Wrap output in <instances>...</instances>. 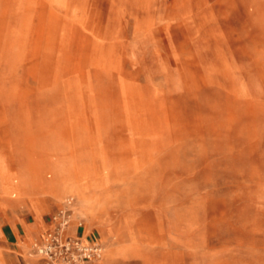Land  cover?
Here are the masks:
<instances>
[{
  "label": "rangeland",
  "instance_id": "374dc122",
  "mask_svg": "<svg viewBox=\"0 0 264 264\" xmlns=\"http://www.w3.org/2000/svg\"><path fill=\"white\" fill-rule=\"evenodd\" d=\"M0 183L96 264H264V0H0Z\"/></svg>",
  "mask_w": 264,
  "mask_h": 264
},
{
  "label": "crops",
  "instance_id": "0c3cea01",
  "mask_svg": "<svg viewBox=\"0 0 264 264\" xmlns=\"http://www.w3.org/2000/svg\"><path fill=\"white\" fill-rule=\"evenodd\" d=\"M32 190H35V187L30 189L29 197L27 195L20 201L28 211L29 216H24L16 209L17 202L10 200L8 194L4 193L0 183V192L3 194L0 199V264H35V260L28 256V248L32 241L40 238L50 228L51 217L62 204L53 189L43 187L42 193L45 195L42 197V204L37 205V199L30 196ZM49 207L51 214L40 216V212L43 209L49 210ZM74 215L78 218V211L75 210ZM71 233L83 239L95 236L94 233H86L85 227L77 228L74 225L71 227Z\"/></svg>",
  "mask_w": 264,
  "mask_h": 264
},
{
  "label": "built area",
  "instance_id": "2783aa9c",
  "mask_svg": "<svg viewBox=\"0 0 264 264\" xmlns=\"http://www.w3.org/2000/svg\"><path fill=\"white\" fill-rule=\"evenodd\" d=\"M74 201L65 199L51 217V226L31 245L28 256L35 264H93L104 254L103 245L95 239H83L71 233ZM77 228H82L78 221Z\"/></svg>",
  "mask_w": 264,
  "mask_h": 264
}]
</instances>
